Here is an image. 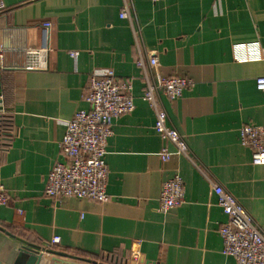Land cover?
<instances>
[{
	"label": "crops",
	"instance_id": "crops-1",
	"mask_svg": "<svg viewBox=\"0 0 264 264\" xmlns=\"http://www.w3.org/2000/svg\"><path fill=\"white\" fill-rule=\"evenodd\" d=\"M128 1L162 76L195 82L179 99L162 98L194 163L157 133L138 80L135 110L114 121L108 140L110 201L47 197L49 173L65 162L60 143L67 123L90 110V74L141 75L134 31L120 17L124 0H0L6 8L0 13V105L13 120L0 152V185L10 198L0 226L42 249L59 237L55 250L88 260L238 264L224 253L220 229L228 217L205 175L264 230V166L253 164L241 141L243 127L264 126V92L256 85L264 77V0ZM45 22L52 23L47 51ZM26 49L44 51L32 61L40 69L26 70ZM164 152L171 153L167 162ZM177 176L185 203L162 213V187ZM20 247L0 232L3 264H12Z\"/></svg>",
	"mask_w": 264,
	"mask_h": 264
},
{
	"label": "built area",
	"instance_id": "built-area-1",
	"mask_svg": "<svg viewBox=\"0 0 264 264\" xmlns=\"http://www.w3.org/2000/svg\"><path fill=\"white\" fill-rule=\"evenodd\" d=\"M157 3L159 0H152ZM121 19L128 20L134 31L137 51L136 66L140 70L139 77L120 78L113 71L103 74L92 73L89 76V88L86 102L89 111H80L67 123V131L60 143L65 162H58L49 173L46 181L45 195L52 199L75 198L87 199L98 203L110 201L107 193L109 169L106 163L108 140L113 135V123L124 115L135 110L134 83L141 81L144 85L143 99L156 115L155 130L163 140L173 145L179 155L187 157L194 163L188 144L184 137L169 125V117L163 106V97L176 100L183 93L192 89L195 82L184 78H165L160 72V63L156 52L146 48L142 30L137 23L130 1L124 0ZM0 2V13L5 10ZM52 23L42 25L43 50L47 51ZM238 46L236 51H240ZM26 49L28 57L26 70L40 69L32 62L44 52ZM259 91L264 92V77L256 80ZM0 109V117L8 115L4 107ZM11 136V134H10ZM7 142L9 139H6ZM242 145L252 150V162L264 166V126L247 125L241 129ZM163 162L171 159V153L161 155ZM218 197V205L228 217V223L220 229L224 243V253L234 257L238 264H264V230L245 210L239 201L224 187L215 183L205 175ZM10 198L8 191L0 185V210L7 207ZM185 203V185L177 176L166 182L160 195V211L167 213ZM21 213V211H20ZM61 239L55 237L47 249H55ZM139 260V254L132 256Z\"/></svg>",
	"mask_w": 264,
	"mask_h": 264
},
{
	"label": "water",
	"instance_id": "water-1",
	"mask_svg": "<svg viewBox=\"0 0 264 264\" xmlns=\"http://www.w3.org/2000/svg\"><path fill=\"white\" fill-rule=\"evenodd\" d=\"M1 96L2 93L0 86V97ZM2 102L3 101L0 99V104H2ZM1 108L2 107H0V109ZM0 232L17 241L21 245L12 264H98L92 260L68 255L67 253L55 249H42L37 245L30 244L27 241L16 237L1 226ZM0 264H3L2 261H0Z\"/></svg>",
	"mask_w": 264,
	"mask_h": 264
},
{
	"label": "trees",
	"instance_id": "trees-1",
	"mask_svg": "<svg viewBox=\"0 0 264 264\" xmlns=\"http://www.w3.org/2000/svg\"><path fill=\"white\" fill-rule=\"evenodd\" d=\"M13 120L12 117L9 115L0 117V152L1 150L5 149L7 147V140L10 132H12L13 129ZM9 231V230H7ZM12 233L11 231H9ZM14 235V233H12ZM41 248V247H40ZM47 248V245L44 247V249ZM92 261L97 262L98 264H116V261L114 259H111L110 256L108 257H95L91 258Z\"/></svg>",
	"mask_w": 264,
	"mask_h": 264
}]
</instances>
